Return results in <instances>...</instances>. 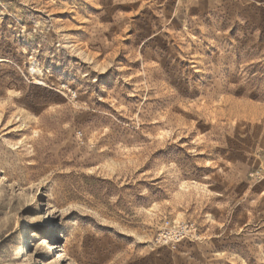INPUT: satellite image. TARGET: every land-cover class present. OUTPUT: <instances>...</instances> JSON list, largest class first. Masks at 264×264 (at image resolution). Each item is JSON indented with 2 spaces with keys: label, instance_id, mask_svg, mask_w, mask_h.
Masks as SVG:
<instances>
[{
  "label": "rangeland",
  "instance_id": "374dc122",
  "mask_svg": "<svg viewBox=\"0 0 264 264\" xmlns=\"http://www.w3.org/2000/svg\"><path fill=\"white\" fill-rule=\"evenodd\" d=\"M0 264H264V0H0Z\"/></svg>",
  "mask_w": 264,
  "mask_h": 264
},
{
  "label": "bare ground",
  "instance_id": "6f19581e",
  "mask_svg": "<svg viewBox=\"0 0 264 264\" xmlns=\"http://www.w3.org/2000/svg\"><path fill=\"white\" fill-rule=\"evenodd\" d=\"M53 249V248H52Z\"/></svg>",
  "mask_w": 264,
  "mask_h": 264
}]
</instances>
